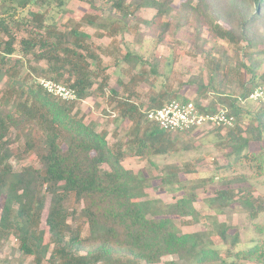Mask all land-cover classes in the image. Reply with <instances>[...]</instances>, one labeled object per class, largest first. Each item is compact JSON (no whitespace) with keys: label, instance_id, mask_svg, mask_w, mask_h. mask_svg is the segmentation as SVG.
<instances>
[{"label":"trees","instance_id":"trees-1","mask_svg":"<svg viewBox=\"0 0 264 264\" xmlns=\"http://www.w3.org/2000/svg\"><path fill=\"white\" fill-rule=\"evenodd\" d=\"M48 1L0 0V83H4L0 96V241L13 235L22 254L32 256L35 264L44 260L47 264H153L164 256L175 257L165 264H264V205L257 203L250 187L219 188L206 199L211 209L222 212L239 197V205L250 218L245 228L251 229L249 238L238 229L231 231L224 222L211 221V231L225 247L220 254L209 234L183 233L172 220L173 216L190 217L196 222L199 216L193 205L196 192L186 190V183L179 178L183 172L180 168L164 166L166 174L158 177L162 189L184 191L173 203L163 206L145 198L146 179L122 165L127 156L165 155L187 149L189 145L179 144V139L192 130L164 131L147 118V111L170 100L187 98L171 88L169 74L159 70L156 59L147 61L131 50L122 51L115 40L131 29L133 20H139L136 14L141 8L155 10L152 19L141 21L159 30L153 36L156 44L163 41L167 31L180 33L184 27L192 26L194 53H204L208 78L204 81L202 76L192 75L180 84L195 85L201 95H222L229 83L234 84L238 95L218 98L220 105L235 117L234 126L224 136L218 135L220 143L227 150L226 156L233 157V163L249 155L251 159L262 158L264 154H258L264 152V105L242 127L238 101L247 100L255 89L264 86V72H258L264 62V38L255 29L264 25V0H184L177 8L174 0H107L105 17L101 7L95 5L96 0H79L96 13L84 14L77 22L68 20L63 29L53 22L46 23L45 12H22L28 5H49ZM222 17L229 21V28L218 23ZM81 22L97 25L100 36L110 37L112 48L107 53L121 54L127 64L124 72L129 75L125 84L117 79L123 89L141 82L149 86L144 109L132 100L135 93L131 88L126 97H120L115 88L108 90L106 101L109 111L116 115L115 130H124V139L112 144L107 141L105 129L98 131L77 116L76 106L81 100L104 96L107 90V77L96 84L105 67L90 35L81 30ZM204 26L232 45L245 42L241 51L247 61L232 66L226 54L206 52L198 44ZM13 29L23 30L25 36L17 38ZM31 59L44 62V66ZM244 75H248L247 79ZM40 78L73 88L76 99L64 101L47 93L38 83ZM194 102L200 104L198 100ZM19 127L24 132H19ZM12 129L17 130L13 138L9 134ZM213 129L217 133L222 130ZM20 137L22 146L11 147L10 143ZM252 144H257L259 151L250 154ZM18 153L34 155L40 166L26 165L15 170L10 158ZM185 167L184 171H189L188 165ZM47 196L45 225L49 239L45 242V230L39 225ZM70 199L81 206L79 214L88 228L84 239L66 220L65 203ZM260 215L263 219L254 222Z\"/></svg>","mask_w":264,"mask_h":264},{"label":"rangeland","instance_id":"rangeland-1","mask_svg":"<svg viewBox=\"0 0 264 264\" xmlns=\"http://www.w3.org/2000/svg\"><path fill=\"white\" fill-rule=\"evenodd\" d=\"M184 0H174L173 5L177 8ZM48 5H28L22 12L25 14L27 9L37 12L46 13V23H55L61 29L63 24L68 20L79 21L80 17L84 14H94V10L88 3L79 0H62V4H58V0H49ZM195 3V1H194ZM107 0H96L95 5L100 6L103 10L102 16L107 15L106 6H108ZM0 4V14H1ZM227 11L230 12L226 6ZM98 12V11H97ZM155 15V10L151 8H141L136 14V18L139 20H133L131 22V29L124 31L116 36V43L122 51L131 50L133 53L139 54L144 60L153 61L156 59L158 62V68L162 73L169 74V82L171 88L176 90L181 97L187 98V100H198L202 106H217L221 101L218 99L220 96L238 95L239 89L231 84L222 91V95L208 92L205 95L199 94L195 85H181L180 82L185 83L190 76L199 75L203 80H207L208 71L206 67V61L203 52L195 54L196 51L194 44L191 42L194 32L192 26L184 27V31L175 33V31H167L163 35V41L156 44L153 41L155 32L159 30L155 26H147L141 20H150ZM165 20L167 19L164 17ZM99 22V21H98ZM229 21L226 18L218 19V23L229 28ZM135 24V27L133 26ZM133 26V27H132ZM259 34L264 38V25H258L255 27ZM14 30V29H13ZM81 30L87 32L90 35V42L93 44L95 51L102 58V66L105 67L104 71L99 72V76L96 78V84L99 80L105 76L107 77V90L105 95H96L93 97H87L81 100L77 106V116H82L85 123H92L96 130L105 129L107 131V141L112 144L115 140L124 139V130H115L116 115L109 111L107 105L106 94L110 88H115L118 91L120 97H126V94L130 92V88L134 91L132 100L137 103L141 109H144L148 105L146 92L148 90V84L141 82L130 86L129 89H123L118 83L121 80L124 84L128 81L129 75L124 72L127 64L122 61V56L118 52L114 54L107 53V50L111 49L110 37L107 35L100 36V28L97 25H89L81 22ZM17 38L25 36L23 30L13 32ZM200 41L198 44L204 47L205 51L214 53L216 56L226 54L228 64L232 66L237 65L239 61H247L242 56L241 48L246 43L241 42L239 45H232L226 40L215 37L208 27L204 26L201 30ZM5 39L6 37L3 36ZM190 51V52H189ZM194 53V54H193ZM36 65L43 67L44 62H36L31 59ZM166 63L168 65L166 66ZM91 65L94 68L95 65L91 61ZM242 71V70H241ZM134 72V71H133ZM259 73L264 72V62L258 69ZM248 75H244L247 79ZM162 81V78L157 80V85ZM95 84V85H96ZM94 85V86H95ZM4 88V83H0V96ZM157 88V87H156ZM261 88V87H259ZM264 90V86H262ZM232 97V96H230ZM215 100V104H211ZM261 100H239L238 105L242 108L240 125L245 127L250 119L251 114L259 110L262 105ZM222 129V128H221ZM115 130V133H114ZM227 129H222L219 133L210 127H201L192 130L179 139V144H188L187 149H178L177 151L165 155L149 154L145 156H127L123 161L125 168L131 169L133 172L138 173L140 176L146 179L147 186L145 188L147 199H153L159 201L163 206L173 203L177 198L181 197L184 193L183 190L177 192H170L160 187V180L158 177L166 174L165 167L167 165H175L183 172L179 175L181 181L185 182L186 190H195L197 198L193 205L198 212V219L193 222L190 217L179 218L173 216L172 220L178 226L179 230L183 233L203 232L209 234L215 248H217L220 254L224 253L225 247L222 245L220 239L211 231V221L213 219L218 222L226 223L227 227L234 231L236 229L244 232L246 238L251 236L250 230L245 228L249 225V216L246 211L238 203V198L231 205L230 208H226L222 212H217L211 209L206 202V199L212 196L215 190L219 188H245L250 187L252 195L258 200V204L264 205V156L243 157L237 163H233V157L226 156L227 150L222 147L220 143L221 138L218 135L224 136ZM17 132L16 129H12L9 134L13 138ZM19 132H24V128L19 127ZM11 147L19 146L23 144V138L12 141ZM258 145H251L249 153L256 152ZM264 152H260L258 155H263ZM10 163L15 170H20L26 165H33L39 167V163L36 157L32 154L21 155L15 154L10 158ZM230 163V165H227ZM188 165L189 171H184V168ZM227 165V166H226ZM107 168V166H104ZM213 177V181H207L202 183L201 180ZM49 206V196H47L44 204V208L41 214L39 227L45 230L44 241L47 242L49 234L47 226L45 225V218L47 215ZM66 207V220L71 225L72 230H79V235L84 239L88 235L87 224L80 216L79 211L81 206L74 203L72 199L67 200ZM263 218L260 215L254 220V222L261 221ZM52 247V245L50 246ZM240 247V246H238ZM174 256H164L158 263L153 264H165V261L174 259ZM247 264H257L254 262H245ZM0 264H35L32 256L22 254L19 250L18 240L9 235L7 238L0 241ZM42 264H47L44 260ZM101 264V263H100ZM132 264H148L144 261H137ZM236 264V263H235Z\"/></svg>","mask_w":264,"mask_h":264},{"label":"built area","instance_id":"built-area-1","mask_svg":"<svg viewBox=\"0 0 264 264\" xmlns=\"http://www.w3.org/2000/svg\"><path fill=\"white\" fill-rule=\"evenodd\" d=\"M38 83L47 93L64 101L76 99L74 89L64 83L46 78L38 79ZM248 98L263 99L264 90L257 88ZM205 107L207 110L203 109ZM146 116L164 131H190L201 127L229 129L235 124V117L229 114L226 107L221 105L202 106L193 100H170L159 108L147 111Z\"/></svg>","mask_w":264,"mask_h":264},{"label":"crops","instance_id":"crops-1","mask_svg":"<svg viewBox=\"0 0 264 264\" xmlns=\"http://www.w3.org/2000/svg\"><path fill=\"white\" fill-rule=\"evenodd\" d=\"M127 158V157H126ZM122 165H123V161H122ZM124 166V165H123Z\"/></svg>","mask_w":264,"mask_h":264}]
</instances>
